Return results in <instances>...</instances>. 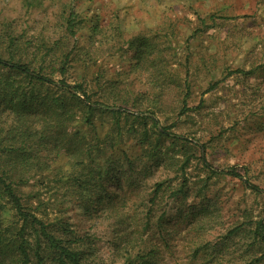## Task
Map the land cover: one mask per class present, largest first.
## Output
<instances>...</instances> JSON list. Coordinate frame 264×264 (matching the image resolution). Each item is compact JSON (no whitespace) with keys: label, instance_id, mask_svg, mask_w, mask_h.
<instances>
[{"label":"rangeland","instance_id":"rangeland-1","mask_svg":"<svg viewBox=\"0 0 264 264\" xmlns=\"http://www.w3.org/2000/svg\"><path fill=\"white\" fill-rule=\"evenodd\" d=\"M69 15L76 21L74 40L52 45ZM143 41L159 57L164 82L136 59ZM19 44L26 56L38 49L53 63L58 60L51 56L72 51L69 79L99 76L115 82L119 94L152 97L155 81V94L163 85L161 94L173 101L187 87L191 110L177 134L190 147L204 146L213 170L235 166L242 179L264 188V0H0V48ZM256 66L262 68L247 77L234 74L212 85L228 71ZM145 148L126 136L105 149L107 167L122 166L123 174L105 187L100 201L93 197L84 207L86 200L70 187L47 179L33 182L24 197L32 207L42 202L37 213L48 219H54L51 210L59 212L81 238L86 264H248L253 257L264 264L259 253L244 254L245 234L226 238L257 215L259 199L241 181L211 177L195 159L199 149L176 148L179 161L184 150L192 155L183 173L186 196L173 200L166 191L151 205L153 184L173 179L176 187L182 174L175 172L178 165L165 168L143 158ZM150 250L155 255L144 257Z\"/></svg>","mask_w":264,"mask_h":264},{"label":"trees","instance_id":"trees-1","mask_svg":"<svg viewBox=\"0 0 264 264\" xmlns=\"http://www.w3.org/2000/svg\"><path fill=\"white\" fill-rule=\"evenodd\" d=\"M75 29L74 16H67L61 39L52 45L74 40ZM143 42L136 49V59L158 71L164 82V68L159 57L153 58L152 46ZM46 48V53L53 51L52 47ZM25 51L20 44L0 48V264H86L81 238L73 236L68 223L57 216L59 212L51 210L48 213L55 215L52 220L37 213V206L42 202L38 200L32 207L24 191H30L33 182L47 179L70 187L72 194L86 200L82 202L84 207L93 197L100 201L105 187L117 174H123L119 169L122 166L107 167L105 149H114L126 136L149 147L144 149L143 158L161 163L165 168L178 165L175 172L182 174L176 187L170 185L173 179L154 183L148 197L151 205H155L166 191L173 200L186 196L183 173L192 155H186L184 150L181 153L184 158L179 161L174 157L176 148L199 149L200 155L195 159L211 177L228 176L241 181L259 199L257 215L247 214L250 215L247 221L236 225L226 238L245 234L249 243L244 254L246 251L259 253L264 258V188L242 179L235 166L213 170L205 159L204 146L190 147L186 139L177 134L191 110L186 103L187 87L182 98L170 101L161 94L163 85L160 93L155 94L158 84L152 81V97H132L119 94L114 88L115 82L106 79L103 83L99 76L88 80L69 79L67 65L72 61V51L51 56L58 60L54 63L47 61L48 54L40 55L38 49L28 56ZM260 68L262 66L248 71H228L212 85L234 74L247 77ZM99 125L104 126L101 132L97 129ZM130 186H133L131 181ZM150 212L146 222H149ZM124 240L125 236L120 237V241ZM151 255H155L152 250L143 256ZM259 260L253 257L247 262L256 264ZM242 262L247 264L244 259ZM153 263L148 259L143 262Z\"/></svg>","mask_w":264,"mask_h":264}]
</instances>
